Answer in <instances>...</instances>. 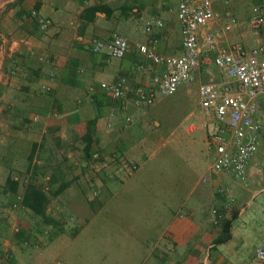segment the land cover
Masks as SVG:
<instances>
[{
	"label": "crops",
	"instance_id": "obj_1",
	"mask_svg": "<svg viewBox=\"0 0 264 264\" xmlns=\"http://www.w3.org/2000/svg\"><path fill=\"white\" fill-rule=\"evenodd\" d=\"M178 1L0 0V241L11 253L0 264H264L255 257L264 247V96L254 116L262 125L257 151L242 181L211 169L213 121L201 114L198 87L227 79L212 53L201 54V70L175 96L135 104L134 87H150L153 71L163 69L136 44L155 38L159 54L183 51ZM254 5L264 0H231L238 22L221 34L220 46L264 44V28L248 23ZM214 6L224 9L221 0ZM39 17L49 20L47 29ZM147 22L150 33L139 28ZM114 32L128 41L124 57L90 50L92 39L110 40ZM117 81L120 99L99 87ZM112 110L117 117L107 127ZM131 113L136 120L125 125ZM93 119L91 151L123 156L136 169L113 174L110 165L101 172L83 166ZM8 180L16 181L15 192ZM28 184L46 195L43 217L22 206ZM15 198L23 236L10 243L1 235V212ZM226 221L229 236L220 242Z\"/></svg>",
	"mask_w": 264,
	"mask_h": 264
},
{
	"label": "built area",
	"instance_id": "obj_2",
	"mask_svg": "<svg viewBox=\"0 0 264 264\" xmlns=\"http://www.w3.org/2000/svg\"><path fill=\"white\" fill-rule=\"evenodd\" d=\"M217 0H179L177 4V19L180 23L183 51L179 55H162L155 51L151 38L149 44H136V49L154 65H162L160 72L153 71L150 87L137 85L134 87L135 104H151L157 95L174 94L182 85L189 84L196 72L201 70L204 52L212 53L215 67L227 79L218 84L215 82L201 83L198 87L199 106L204 117H211L213 126L208 131V142L214 147L211 169L215 172L229 173L236 180H244L247 165L257 151L258 134L262 125L254 116L260 107L259 98L264 96V44L246 48L239 43L227 47L220 46L223 32L231 30L238 22L233 15L231 0H221L224 9H215ZM32 15H37L32 12ZM40 29L49 26V20L37 19ZM248 23L251 28H264V6L254 5ZM162 26L161 20L155 22ZM153 24L147 22L139 28L145 32L152 31ZM129 45L127 39L114 32L110 40L94 38L90 44L93 53H104L112 58H122L126 55ZM237 84V90H232V84ZM101 90L114 99L124 96L121 81L101 82ZM48 86L43 90L47 91ZM117 117L116 111L109 114L107 127ZM136 120V113L123 118L125 125ZM207 127V122H205ZM205 126V125H204ZM83 166L93 172H101L105 167L112 166L113 171L134 170L136 163L129 162L123 156H108L92 151L82 161ZM112 174V175H113ZM111 175V176H112ZM202 181H206L205 178ZM93 195L98 189L92 188ZM215 222L221 214L213 210ZM7 256V255H6ZM255 257L264 262V247L255 249Z\"/></svg>",
	"mask_w": 264,
	"mask_h": 264
},
{
	"label": "trees",
	"instance_id": "obj_3",
	"mask_svg": "<svg viewBox=\"0 0 264 264\" xmlns=\"http://www.w3.org/2000/svg\"><path fill=\"white\" fill-rule=\"evenodd\" d=\"M100 10L102 8H99ZM96 120H90L87 123L88 131L86 132L84 136V140L86 142L85 148H84V158L89 156L91 151V136L94 132V126H95ZM8 188L10 191L15 192L17 190V184L14 180H8ZM46 202L47 198L43 190L38 188L34 184H28L24 190L23 196H22V206L25 210H28L33 216L35 217H43L45 214L46 209ZM229 221H226L223 224V233L222 236L219 238L220 242L225 241L228 239L229 236ZM23 232L19 231L16 232V241L21 242L22 241Z\"/></svg>",
	"mask_w": 264,
	"mask_h": 264
},
{
	"label": "rangeland",
	"instance_id": "obj_4",
	"mask_svg": "<svg viewBox=\"0 0 264 264\" xmlns=\"http://www.w3.org/2000/svg\"><path fill=\"white\" fill-rule=\"evenodd\" d=\"M175 96L176 94L172 95H167L166 98H171V96ZM165 97V96H164ZM92 151H98V150H92ZM100 152V151H98ZM101 153V152H100ZM20 200H17L16 198L10 203L7 204V202L3 205L8 211L9 209V214L7 211L2 210L1 216L3 220V225H5V229L1 230V235L3 234L4 239H9V242L12 243L13 241L16 240L15 236L13 237L14 233L17 231L19 224L18 220L22 219V210L20 208ZM6 214V216H4ZM17 217V219H15ZM17 220V221H16ZM10 234H12V238L8 237ZM13 239V241H12ZM3 242V241H2ZM9 247L3 245L0 241V260L3 258V260L8 261L11 259V253L8 249ZM7 255V256H6Z\"/></svg>",
	"mask_w": 264,
	"mask_h": 264
}]
</instances>
